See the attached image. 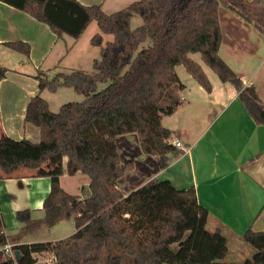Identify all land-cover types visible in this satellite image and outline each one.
I'll use <instances>...</instances> for the list:
<instances>
[{"label": "trees", "instance_id": "16d2710c", "mask_svg": "<svg viewBox=\"0 0 264 264\" xmlns=\"http://www.w3.org/2000/svg\"><path fill=\"white\" fill-rule=\"evenodd\" d=\"M1 1L47 23L58 37L68 35L76 40L96 21L100 32L91 43L100 46L101 56L94 59L92 70L36 76L39 92L29 103L26 118L44 121L54 138L47 136L53 148H44L34 160L0 158V166L5 168L21 162L33 165L48 155L57 161L66 156L69 175L87 174L90 193L80 198L62 187V170L45 173L51 179L42 206L45 214L28 219L24 226L25 231H36L74 217L76 230L53 241L16 243V235L5 233L0 213V246L10 241L20 252L16 261L7 254L0 264H35L43 252L52 253L54 264H123L125 256L133 264H213L223 260L228 239L220 228L207 229L209 211L199 203L193 186L178 188L169 179H151L123 192L119 179L133 168V162L122 163L116 138L137 133L144 153L155 157L160 168L169 164L177 146L169 141L171 131L162 119L176 111L185 88L176 66L183 65L207 91L213 87L202 65L191 57L194 53L239 91L250 116L264 125V102L255 85H246L219 53L220 5L263 33L264 7L251 0H135L107 13L101 4L86 5L79 0ZM134 15H140L143 22L133 28ZM104 34H112L113 39L104 43ZM147 40L150 44L140 48ZM6 45L30 57L28 42L14 40ZM6 71L0 64V78ZM99 83L105 84L100 90ZM60 87H71L85 98L63 103L54 112L42 92H56ZM25 212L18 211V218L22 220ZM243 237L255 248L245 263L264 264V232L248 228ZM174 243H178L177 250L172 248Z\"/></svg>", "mask_w": 264, "mask_h": 264}, {"label": "crops", "instance_id": "0c3cea01", "mask_svg": "<svg viewBox=\"0 0 264 264\" xmlns=\"http://www.w3.org/2000/svg\"><path fill=\"white\" fill-rule=\"evenodd\" d=\"M79 1L86 5L101 4L105 12L111 13L135 0ZM219 17L221 57L246 85H255L264 102V33L229 8L221 11L219 7ZM81 36L61 45L67 39L65 35L58 37L47 23L0 0V64L7 68L5 77L0 78L1 159L10 162L16 158L39 159L44 148H53L47 142L48 133L42 120H27L26 112L39 92L36 76L41 72L47 77L57 73L66 57L78 49ZM14 40L30 44V57L6 45ZM96 54L74 59L78 66L72 68L87 70L86 64L90 60L93 63ZM6 57L15 63L3 61ZM176 71L181 82H186L185 91L180 92L181 104L176 111L164 116L162 122L171 131L169 141L173 144L179 141L182 146H177L169 164L160 168L155 157L143 152L137 133L117 136L122 163L133 162V168L119 179V186L124 193L151 179H169L178 188L193 186L199 203L209 211L207 229L220 228L228 239L226 257L213 264H246L255 248L244 240V232L248 228L264 232V125L250 116L231 83L208 76L213 85L209 92L195 79L198 84L189 80L191 74L179 73L177 66ZM66 167V156L57 161L53 155L33 165L21 162L0 166V213L5 233L16 235V243L60 239L42 237L45 231H50L47 226L36 231L24 230L28 219L42 218L45 214L43 201L51 189V179L45 173L62 170L60 183L64 189L80 198L89 195L90 178L81 172L69 175ZM39 172L43 174L38 175ZM67 186L82 191L74 193ZM17 200L28 206L22 220L13 211V202ZM41 202L42 206H38ZM70 218L74 222V217ZM75 230L74 225L67 234ZM1 251L0 246V260L7 255ZM53 257L51 252L40 253L35 264H54Z\"/></svg>", "mask_w": 264, "mask_h": 264}, {"label": "rangeland", "instance_id": "374dc122", "mask_svg": "<svg viewBox=\"0 0 264 264\" xmlns=\"http://www.w3.org/2000/svg\"><path fill=\"white\" fill-rule=\"evenodd\" d=\"M251 1H253L256 4V6L264 7V0H251ZM220 10L221 11L227 10V8L225 7L224 4H221L220 5ZM142 22H143V20H142L140 15H134L133 18H132V24L131 25L134 28V27L139 26ZM88 27L89 28H87L85 30V32L82 34V36H81V39L79 41L78 49L73 51V53H71V56L66 57L65 61L61 64V66H60V68H59V70L57 72H59V71H65V72L72 71L73 70V68H72L73 66H78L77 64L73 63L74 59H76V60L85 59V56H87L89 54H90L89 56H91V55H94L95 53H97L95 58H98V59L100 58V56H101V52H100L101 48H100V46H96V49H94L93 44L90 43L91 38L96 33L100 32L99 26H98L96 21H93L90 24V26H88ZM65 36H66L65 38H67V39L64 40V41L62 40L61 43H60L61 45H66V43H65L66 41L67 42H71V40H72V38L70 36H68V35H65ZM88 36H89V38H88ZM104 36H105L104 43L106 41H109V40L113 39V35L112 34H104ZM85 38H86V42H85ZM149 44H150V40H147L146 42L141 44L140 48L146 47ZM79 50H80V52H79ZM91 50H94V52H91ZM191 57L202 65V67L204 68V70L206 71L208 76H210L212 78H215L217 80H220L218 75L216 74V72L211 67H209L206 63H204L202 61L201 56H200L199 53H194V54L191 55ZM2 59H4L3 61H5L6 63H10V64L15 63L14 61L8 60L7 57H6L7 60H5V58H2ZM94 59H93V61H94ZM81 65H83V63H81ZM177 67H178L179 73H180V71H182L187 76H190L183 65H178ZM86 69L87 70H92L93 69V63L91 62V60H90L89 64H86ZM183 73L180 74V75H182L181 76L182 79H185L184 76H183ZM55 74H54V72H52V73L49 74V76L53 77ZM42 75H45V74L42 73ZM189 78H190L189 80H192V82H194V84H198V83H196V81L194 80L193 77H189ZM185 83L186 82H184V84ZM104 86H105L104 83H99L98 84V89L100 90ZM184 91H185V89H184ZM42 96L46 100H48V102L50 104V109L52 111H54V112L59 111V109H60V107H61V105L63 103L70 102V101H82L85 98V96L83 94L75 91L71 87H60L56 92H51L49 90H44L42 92ZM165 120L167 121V117H165ZM166 121H164V123ZM42 122H43V125L46 128V132L52 137L47 125L44 123V121H42ZM53 140H54V138H53ZM83 175L86 176V178L89 179V176L87 174L83 173ZM67 187H69L72 191H74V193H78V191L79 192L82 191L81 188L78 189L76 186H67ZM74 225H75V222H73V219L70 218V219L64 220L62 222L57 223L54 227H50V229H47V230H50V231H45V233L42 234V237H47V238L60 237V238H63L65 236H68V235L72 234V233H70V234H67V233H69L71 231V229L74 228ZM65 234H67V235H65ZM62 235H65V236H62ZM178 247H179L178 243H174L172 245V248L174 250H177ZM115 251L117 253H120L119 249H116ZM123 264H133V262H132L130 257L125 256Z\"/></svg>", "mask_w": 264, "mask_h": 264}, {"label": "built area", "instance_id": "2783aa9c", "mask_svg": "<svg viewBox=\"0 0 264 264\" xmlns=\"http://www.w3.org/2000/svg\"><path fill=\"white\" fill-rule=\"evenodd\" d=\"M176 146H182V143L177 141ZM13 243L10 241H7L3 246L2 249L5 251L6 254H8L9 256H11L13 258V260H17L18 256L16 251L12 248ZM53 261L56 262V258L53 257Z\"/></svg>", "mask_w": 264, "mask_h": 264}, {"label": "clouds", "instance_id": "9594fccd", "mask_svg": "<svg viewBox=\"0 0 264 264\" xmlns=\"http://www.w3.org/2000/svg\"><path fill=\"white\" fill-rule=\"evenodd\" d=\"M38 206H42V202L41 205ZM27 205H22L18 200L13 202V211H24L27 209Z\"/></svg>", "mask_w": 264, "mask_h": 264}, {"label": "water", "instance_id": "95a60500", "mask_svg": "<svg viewBox=\"0 0 264 264\" xmlns=\"http://www.w3.org/2000/svg\"><path fill=\"white\" fill-rule=\"evenodd\" d=\"M16 253H17V256L19 257L20 256V252L19 251H16ZM163 264H171V263L165 261V262H163Z\"/></svg>", "mask_w": 264, "mask_h": 264}]
</instances>
